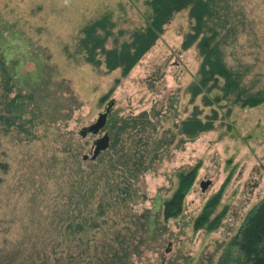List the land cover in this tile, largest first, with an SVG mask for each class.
Here are the masks:
<instances>
[{
  "label": "rangeland",
  "instance_id": "rangeland-1",
  "mask_svg": "<svg viewBox=\"0 0 264 264\" xmlns=\"http://www.w3.org/2000/svg\"><path fill=\"white\" fill-rule=\"evenodd\" d=\"M237 5L245 22L236 25V36L226 39L225 60L233 68L242 66L249 86L263 89L264 0H238ZM145 10L144 0H0V60L6 53L8 67L17 73L10 98L37 94L44 107L40 114L32 104L30 113L12 127L0 120V264L29 263L31 248L35 254L45 249L47 264H85L88 258L77 262L69 257L77 254L80 241L92 248L95 263L110 245L119 251L127 248V264H217L245 217L264 197V103L240 108L222 100L208 106L205 95L192 97L190 86L201 60L195 45L182 49L190 31L187 11L174 15L126 76L120 69L87 64L78 51L81 30L88 23L109 14L115 35L130 32L143 26ZM112 46L109 39L105 47ZM208 95L206 100L216 91ZM110 100L116 105L109 121L146 113L164 144L155 151L151 146L145 161L148 170L136 181L122 185L117 176L111 177L127 190V199L106 209L102 228L72 238L64 217L68 198L74 183L88 179L92 161L82 157L91 155L97 138L78 133L96 121ZM193 117L213 123L212 130L190 140L179 128ZM110 129L109 122L104 131L110 134ZM134 132L131 135L138 138ZM112 146L111 138L110 150ZM98 167L106 170L104 164ZM195 168L180 215L165 221L163 204L178 189L179 176ZM208 182L202 192L200 184ZM219 193L211 220L223 214L220 226L196 231L195 220ZM118 198V192L107 196ZM19 251L14 261L11 253Z\"/></svg>",
  "mask_w": 264,
  "mask_h": 264
},
{
  "label": "trees",
  "instance_id": "trees-1",
  "mask_svg": "<svg viewBox=\"0 0 264 264\" xmlns=\"http://www.w3.org/2000/svg\"><path fill=\"white\" fill-rule=\"evenodd\" d=\"M238 0H144L145 13L143 14V26L132 31L120 30L115 35L113 29L115 23L109 14H104L93 22L85 25L82 37L78 41V51L83 53L84 60L93 67L105 66L107 71L120 69L123 76L139 62V60L154 46L164 32V27L170 23L174 15L187 11L190 21V31L184 36L182 49L186 50L196 46L200 58L197 78L190 86L192 97H203L206 105L220 103L225 100L232 106L240 108H254L264 103V88L256 89L245 82V74L241 73L242 66L233 68L225 58V49L229 42L226 39L236 36V25H243L245 13L239 9ZM127 35V38L120 40ZM112 39L113 46L105 47L106 42ZM10 59L5 55L0 60V76L2 92H0V120L5 126L12 127L16 122L29 112L32 104L39 113L44 114V107L36 100L37 94H31L27 98H10L13 91V79L17 73H13L8 67ZM41 80V75L38 78ZM13 84V85H12ZM34 85V84H33ZM36 90H43L36 87ZM38 91L36 93H38ZM216 91L214 98L206 100L208 94ZM40 93V92H39ZM34 101V103H33ZM36 110V109H35ZM111 123L110 142L113 146L101 153L92 162L88 179L83 178L74 183L72 195L68 198V209L65 212L68 235L72 238L77 234L86 235L93 229H100L106 224L104 217L106 209L117 203L121 198L123 202L127 190L110 181L111 177L121 179L122 185L136 181L141 174L148 170L145 161L153 151L160 148L163 138L157 140V128L153 120L146 113L136 118L119 120L108 119ZM212 120L202 122L196 117L182 122L179 132L194 140L199 134L212 130ZM22 126V123L17 125ZM151 134L146 135V131ZM134 133L138 138H135ZM132 136V137H131ZM126 148V142L130 141ZM112 151V155L111 152ZM104 153L110 155H103ZM96 163V164H94ZM106 165L110 174L105 169H99L98 165ZM197 168L188 175L179 176V185L172 198L163 204V219L168 221L178 217L182 211L184 197L193 184ZM99 172V173H97ZM114 172L118 173L114 175ZM75 185H77V190ZM118 192L119 198L115 201L107 200L108 194ZM221 194L213 196L204 206L202 212L194 222V229L215 231L223 219L220 214L211 220V216L218 207ZM94 204L96 209L92 210ZM57 215H54V218ZM60 217V216H58ZM61 220V218H59ZM81 247L77 254L71 253V260L84 261L85 264H127L128 250L114 249L112 246L101 250L95 263L93 250L87 246V242L80 241ZM31 248L30 262L19 264H47L45 249L34 253ZM19 252H12L13 260ZM35 257L32 259V257ZM109 258V259H108ZM59 261V260H58ZM12 264H15L12 263ZM18 264V261H17ZM217 264H264V197L245 217L238 232L232 237L225 247V254Z\"/></svg>",
  "mask_w": 264,
  "mask_h": 264
},
{
  "label": "water",
  "instance_id": "water-1",
  "mask_svg": "<svg viewBox=\"0 0 264 264\" xmlns=\"http://www.w3.org/2000/svg\"><path fill=\"white\" fill-rule=\"evenodd\" d=\"M115 105H116V103L114 100H110L109 102H107L104 105L102 111L98 113L96 121L87 127H83L79 131L78 134L82 138L86 137L87 135L97 137L92 142L91 155L89 157L87 155H84L82 157L83 161L89 160V161L94 162L99 157V155L101 153H103L109 149V147H110V136H109L108 132L104 131V129L107 125L108 118L110 117V115L112 114V112L115 109ZM101 133H103V134L100 137L99 135ZM209 183L210 182L200 184V188H201L202 192H205ZM168 251H169V249L166 252H168Z\"/></svg>",
  "mask_w": 264,
  "mask_h": 264
},
{
  "label": "flooded vegetation",
  "instance_id": "flooded-vegetation-1",
  "mask_svg": "<svg viewBox=\"0 0 264 264\" xmlns=\"http://www.w3.org/2000/svg\"><path fill=\"white\" fill-rule=\"evenodd\" d=\"M109 119V118H108Z\"/></svg>",
  "mask_w": 264,
  "mask_h": 264
}]
</instances>
